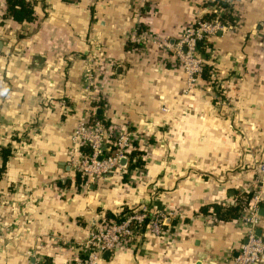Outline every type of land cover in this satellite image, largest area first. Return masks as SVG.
<instances>
[{
	"label": "crops",
	"instance_id": "1",
	"mask_svg": "<svg viewBox=\"0 0 264 264\" xmlns=\"http://www.w3.org/2000/svg\"><path fill=\"white\" fill-rule=\"evenodd\" d=\"M32 1L34 19L18 23L0 0V264H84L91 230L142 209L168 217L162 235L138 243L145 264H234L244 229L211 206L244 205L259 184L264 62L213 66L240 72L232 124L208 88L184 92L173 53L151 38L174 42L208 0ZM84 115L140 133V168L127 161L83 188L67 151ZM258 231L264 239V216Z\"/></svg>",
	"mask_w": 264,
	"mask_h": 264
},
{
	"label": "built area",
	"instance_id": "2",
	"mask_svg": "<svg viewBox=\"0 0 264 264\" xmlns=\"http://www.w3.org/2000/svg\"><path fill=\"white\" fill-rule=\"evenodd\" d=\"M218 28V22L213 24L198 21L192 22L184 29L182 44L179 45L176 54L185 67L188 86L196 83L198 76L203 72L202 60L196 58L197 42L208 33L216 32ZM158 45L168 46L166 42H159ZM84 78V88L86 93H89L93 81L91 70L85 73ZM139 137L140 133L117 132L115 128L107 126L103 120L80 116L71 135V145L67 155L70 165L84 178L83 188H88L89 185L97 183L111 173L122 170L120 161L123 159L129 161L128 154L136 148L133 143H138ZM110 140L111 142H108ZM257 171L260 175L259 184L250 193L246 207L237 219L244 229V239L234 258V264L264 263V239L257 234L262 221L259 211L264 205V163L258 165ZM167 219L168 217L162 212L149 213L146 209H142L138 213L132 212L119 223H112L107 230L99 233L89 232L85 241L87 259L84 264H98L105 252L117 251L125 241L124 238L136 237V228L143 224L151 234L162 235L167 227ZM34 264H39V261L37 263L35 259Z\"/></svg>",
	"mask_w": 264,
	"mask_h": 264
},
{
	"label": "rangeland",
	"instance_id": "3",
	"mask_svg": "<svg viewBox=\"0 0 264 264\" xmlns=\"http://www.w3.org/2000/svg\"><path fill=\"white\" fill-rule=\"evenodd\" d=\"M209 1L210 0L205 2V4L203 3V5H205V10L201 17L192 22L205 21L212 22L213 24L218 22L219 28L216 32L208 33L201 40L203 41L205 54L197 51L196 58L202 60L203 72L200 76H198L196 83L193 85L188 86L185 67L182 66L181 62L178 60V55L176 54L179 45L182 44L181 39H183V31L189 24L185 26L181 35L176 38L174 42H170L169 37L167 36L163 38L159 36H151V38L152 42H154L159 49L168 48L173 53L177 64L182 69L185 76L186 87L188 88H185L184 92L186 94L191 91L202 92L208 88V91H210L213 99V107L218 111V113H222L223 116L226 115L231 118L233 124V122L235 120L237 121L239 118V116L235 114L238 99L234 93L238 88V83L241 78L240 72L237 73L236 70H233L232 72H225L223 69L221 71L213 66L215 63H218L219 66L223 67L225 62L229 63L230 61H233V59L241 60L242 58L247 59L244 63L248 62L249 66H259V61L264 62V0H228L231 6L230 8L211 5L208 4ZM209 13L214 14V17L211 19H204L203 16ZM230 15L235 17L234 22L228 21V16ZM192 22H190V24ZM159 42H166L168 46H159ZM234 44H237V47L232 48L231 46ZM246 44L251 46L253 44L252 50L254 49V51L250 52L248 56H243L244 49L242 48L246 47ZM256 44L260 45L257 46ZM257 48L260 50H257ZM229 51H231L232 54H227ZM206 60L208 65H206ZM90 70L92 75H94L93 70ZM205 70H207V74L211 76V80L203 81L202 75ZM255 86H258L257 82ZM244 101L245 103H248L246 99H244ZM245 197L246 195L243 196L242 200H245ZM125 211H127L125 215L127 217L132 214L129 210ZM138 212H141V210L137 211V213ZM109 225L111 224L109 223V220L106 219L104 224H101L90 232H102L109 229ZM136 230L137 232H135V235L137 234L138 237H133V239L124 238L125 241L122 242L119 249L112 253V257L114 258L112 260V264H145L146 251L139 246L138 243L146 238V235L151 237L158 236L148 232L146 230V225L144 224L141 227L136 228ZM86 255L84 256L83 261L87 259ZM102 263H105L103 258L98 261V264Z\"/></svg>",
	"mask_w": 264,
	"mask_h": 264
},
{
	"label": "trees",
	"instance_id": "4",
	"mask_svg": "<svg viewBox=\"0 0 264 264\" xmlns=\"http://www.w3.org/2000/svg\"><path fill=\"white\" fill-rule=\"evenodd\" d=\"M6 2H7V14L10 16V18L13 21H16L18 23H23V22H30L34 19L35 17L34 2L32 0H6ZM208 4L215 5L218 7H224V8L231 7L228 0H210ZM213 17H214V14L212 13L205 14L203 16L204 19H211ZM228 17H229L228 21L234 22L235 17L233 15H230ZM197 46H198V51L202 54H205V50L203 48V41L201 40L198 41ZM207 63L208 62L206 60V65H208ZM202 78L207 81L211 80V76L207 74V70H205V72L203 73ZM133 145L136 148L134 150H131L128 154L129 163H130L128 168L130 170H135V168H140V165L142 164L140 159L142 158L143 153L137 149L138 145L136 142L133 143ZM80 176L82 177L81 174ZM249 198H250V195H247L245 197V200H242L244 205H240L238 201V204L234 207H222L220 205H213L211 206L212 212L218 219L222 221L236 220L238 219L240 213L244 210L245 203H247ZM126 212L127 211L123 210L122 214L112 216L111 219H108L109 223L112 224V223H119L123 221V219L126 217L125 216ZM39 264H44V263L43 261H40Z\"/></svg>",
	"mask_w": 264,
	"mask_h": 264
},
{
	"label": "water",
	"instance_id": "5",
	"mask_svg": "<svg viewBox=\"0 0 264 264\" xmlns=\"http://www.w3.org/2000/svg\"><path fill=\"white\" fill-rule=\"evenodd\" d=\"M1 46H2V42L0 41V48H1ZM120 165L124 167L126 165V159L121 160ZM259 215L264 216V209L263 208L260 209ZM257 234L260 236V231H258ZM110 256H111V252H108V251L103 254L104 259H109Z\"/></svg>",
	"mask_w": 264,
	"mask_h": 264
}]
</instances>
